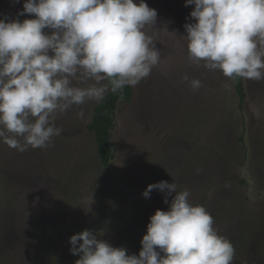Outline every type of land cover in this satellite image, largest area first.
<instances>
[{
    "label": "rangeland",
    "instance_id": "obj_1",
    "mask_svg": "<svg viewBox=\"0 0 264 264\" xmlns=\"http://www.w3.org/2000/svg\"><path fill=\"white\" fill-rule=\"evenodd\" d=\"M23 3L0 0V18H34L17 16ZM145 3L157 11L146 31L161 61L116 105L108 169L87 130L98 102L58 114L63 131L45 149L20 152L0 140V264H75L69 238L85 229L138 256L150 217L175 196L165 204L167 190L142 195L160 181L207 209L235 248L233 264H264V80L243 79L240 111L233 80L188 59L184 25L195 22L194 5Z\"/></svg>",
    "mask_w": 264,
    "mask_h": 264
},
{
    "label": "clouds",
    "instance_id": "obj_2",
    "mask_svg": "<svg viewBox=\"0 0 264 264\" xmlns=\"http://www.w3.org/2000/svg\"><path fill=\"white\" fill-rule=\"evenodd\" d=\"M188 5L195 20L184 25L190 62L232 80H264V0H185ZM25 14L34 18H0V140L20 152L45 149L61 135L58 114L135 87L160 64L146 31L157 11L145 0H24L17 16ZM182 79L193 90L202 87L199 79ZM153 190H167L165 204L175 196L167 211L150 217L138 256L85 229L69 238V251L80 256L75 264H233L234 246L218 234L207 209L190 202L187 189L160 181L142 195Z\"/></svg>",
    "mask_w": 264,
    "mask_h": 264
},
{
    "label": "trees",
    "instance_id": "obj_3",
    "mask_svg": "<svg viewBox=\"0 0 264 264\" xmlns=\"http://www.w3.org/2000/svg\"><path fill=\"white\" fill-rule=\"evenodd\" d=\"M233 86L238 97V108L240 111H244L242 105L246 98V94L244 92L243 78H236L233 80ZM132 96L133 91L131 86H125L122 93L107 92L104 98L93 108L91 122L87 125V130L95 136L101 164L107 169L110 167L109 160L112 155L109 137L113 126L116 105L118 102H130ZM240 141H243V138H240Z\"/></svg>",
    "mask_w": 264,
    "mask_h": 264
}]
</instances>
